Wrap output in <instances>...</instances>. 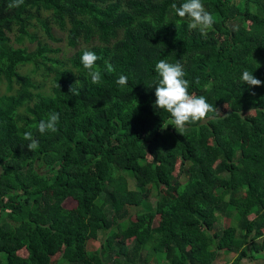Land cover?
<instances>
[{
	"label": "trees",
	"instance_id": "16d2710c",
	"mask_svg": "<svg viewBox=\"0 0 264 264\" xmlns=\"http://www.w3.org/2000/svg\"><path fill=\"white\" fill-rule=\"evenodd\" d=\"M11 2L0 0V264L260 258L264 83L249 87L240 76L264 82V0H201L215 21L206 37L173 14L170 5L185 0ZM85 50L101 57L100 84L86 77ZM160 59L179 60L189 93L218 110L184 129L170 125L152 107ZM51 112L58 131L41 135L36 125ZM29 130L39 142L32 151ZM147 185L167 193L144 205ZM219 217L233 225L218 226ZM100 234L106 245L89 249Z\"/></svg>",
	"mask_w": 264,
	"mask_h": 264
},
{
	"label": "clouds",
	"instance_id": "9594fccd",
	"mask_svg": "<svg viewBox=\"0 0 264 264\" xmlns=\"http://www.w3.org/2000/svg\"><path fill=\"white\" fill-rule=\"evenodd\" d=\"M23 3L24 0H12L8 4V8L19 7ZM170 8L173 14L181 20L187 19V28L190 31L196 30L202 37L207 36L208 30L215 23L212 13L205 8L201 0H185L179 6L176 3H172ZM100 59L101 57L95 52L88 50L83 51L80 57V63L83 66L86 77L90 79L92 84H100L102 82V73L96 63ZM105 70L108 73H112L114 68L105 61ZM154 70L157 75L154 83L149 86L155 88V101L152 107L169 113L171 117L170 125L176 130L184 129L188 124L202 121L209 112L218 110L209 104L204 96H196L189 93L190 82L185 79L184 65L179 60L175 63H169L165 59H160L155 64ZM127 80V76L120 75L115 83L124 87L127 85ZM240 82L249 87H259L264 83L247 70L242 72ZM69 90H72V88L70 87ZM73 91L75 95H79L78 92ZM59 119V113L51 112L46 119L39 121L38 125H36V131L41 135L46 132L56 133ZM23 139L27 141L26 147L29 151L39 147V142L34 138L31 130L23 134Z\"/></svg>",
	"mask_w": 264,
	"mask_h": 264
},
{
	"label": "rangeland",
	"instance_id": "374dc122",
	"mask_svg": "<svg viewBox=\"0 0 264 264\" xmlns=\"http://www.w3.org/2000/svg\"><path fill=\"white\" fill-rule=\"evenodd\" d=\"M231 2H235V4H237L238 6L240 5L241 6V2L243 0H230ZM238 2V3H237ZM58 35H61V34H56V36ZM48 44L54 48L56 47L57 45L53 44V42H49L48 41ZM28 50H32L34 48V44H27L26 45ZM27 69H30V67H26V69L24 71H26ZM34 80L37 81V82H40V77L39 76H33ZM3 88L4 87H0V91L2 92L3 91ZM176 174H174L175 176ZM148 187H145V189L143 190L142 194L143 196L146 198V202L144 203V205H153L154 201L156 200V196L157 194L159 193V195H162V194H166L167 192L165 191V189H162V187H160L159 190L155 189V187L153 185H147ZM160 197V196H159ZM64 207L65 208H71L74 206V202L72 201H66L65 203H63ZM131 220H133L135 218V215L134 213H132L130 216ZM159 222V218L155 217V219L152 221V225H156L157 223ZM218 226H221V225H233V221H230L228 222V219H224L222 217H219L218 218ZM128 242V241H126ZM99 243L103 244V245H106L105 244V238L102 234H100L97 238V240L95 241H90L88 243V247L89 249H95L97 248L98 249V245ZM259 254H261V257L260 258H257V259H253L252 256H249L242 259L239 264H264V250H262V252H260ZM153 258V262L151 264H163V256L160 255V254H156V255H153L152 256ZM251 258V259H250ZM231 261V260H229ZM214 264H223L221 261H217L215 262Z\"/></svg>",
	"mask_w": 264,
	"mask_h": 264
}]
</instances>
